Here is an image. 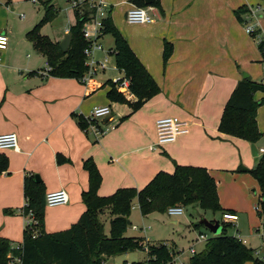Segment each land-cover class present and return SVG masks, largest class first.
I'll use <instances>...</instances> for the list:
<instances>
[{
    "label": "crops",
    "instance_id": "0c3cea01",
    "mask_svg": "<svg viewBox=\"0 0 264 264\" xmlns=\"http://www.w3.org/2000/svg\"><path fill=\"white\" fill-rule=\"evenodd\" d=\"M103 2L159 93L132 110L128 104L107 98L109 87L104 84L111 79H94L96 85L91 87L73 78L47 76L46 69H35L34 61L21 59L15 48L8 51L7 45L0 50V134H16L18 145V151L0 150L8 160L7 169L0 173V237L15 245L22 243L23 230L30 223L29 216L21 211L25 203L23 182L28 176H38L45 195L58 190L68 195L67 204L45 207L44 232L70 228L85 211L81 193L88 188V176L82 164L91 159L101 176L100 197L123 188L140 190L158 172L173 173L174 164L202 167L216 182L221 208L238 216L233 224L249 239L256 238L262 225L256 210L259 186L249 174L236 170L252 169L263 158L258 150L264 149V93L253 96L254 101L262 102L256 110L262 135L253 144L256 155L252 144L220 133L218 125L226 102L242 78L263 81L264 59L255 38L264 41V15L252 16L250 8L264 7V0H159V7H152L154 21L149 24L126 22L125 14L131 8L128 0ZM241 7H246V12L240 22L235 11ZM247 26L258 33L253 39L245 32ZM3 34L7 36L6 31ZM105 36L99 38L100 44ZM61 39L51 40L59 43ZM165 43L171 52L164 63ZM39 55L47 68L45 58ZM116 71V77H123ZM99 88L106 89L104 98L94 101ZM134 101L132 95L129 102ZM104 106H109L111 113L98 119V126L108 130L96 138L80 127L78 119L89 115L94 107ZM163 117L187 121L189 132L152 151L155 122ZM235 235L244 245L247 243L238 230ZM167 244L182 252L174 243ZM252 247L258 258L260 252L264 254L263 244ZM111 259L114 257L104 264Z\"/></svg>",
    "mask_w": 264,
    "mask_h": 264
},
{
    "label": "trees",
    "instance_id": "16d2710c",
    "mask_svg": "<svg viewBox=\"0 0 264 264\" xmlns=\"http://www.w3.org/2000/svg\"><path fill=\"white\" fill-rule=\"evenodd\" d=\"M51 1L47 0L43 4L42 18L25 37L45 58L50 68L47 76L80 81L86 72L83 50L87 45L82 35V26L91 19L95 11L88 8V0L73 8L75 24L68 30L72 36L71 42L66 52H62L59 43L39 34V28L44 23L54 20L57 15ZM128 2L137 7H147L143 0H128ZM149 6L158 8L159 0H155ZM245 12L246 7L235 11L236 18L240 22L241 15ZM101 23L103 27L100 37L104 35L112 37L113 47L110 50L114 57L115 68L129 80V91L136 101L130 103L125 100L110 80L104 84L109 87L106 96L112 102L128 104L132 110H137L145 101L158 94L159 88L114 26L111 11L107 12ZM258 49L264 59V41L259 42ZM170 52V45L165 43L164 63ZM256 92L264 93L262 82H255L245 77L237 83L224 106L218 125L220 133L245 140L250 144H255L261 138L256 123V110L262 102L254 101L253 96ZM78 120L80 127L85 130L87 123L84 118ZM7 166V158L0 154V173L5 171ZM82 168L88 176V188L81 193L85 211L70 228L52 234L43 230L44 185L40 181H35V176L24 178L25 203L21 211L24 216L31 214V222L23 230L21 251L11 249L10 241L0 237V264H10V257L20 258L19 263L13 264H104L110 257L143 251L142 238L125 235L134 202L142 216L153 212L166 213L169 207L179 205L212 213L221 212V215L230 212L221 208L216 182L202 167L174 164L173 173L158 172L140 190L118 189L107 197H100L97 194L101 176L93 160L83 161ZM236 172L249 174L257 181L260 190L257 214L264 222V157L254 168L239 167ZM104 209L109 210L114 216L109 223L108 236L104 232V225L98 219V214ZM228 224L230 223L220 220V233L208 238L203 250L190 256L188 264H245L246 262L264 264V261L255 256L256 251L247 248L236 237L226 234L225 227ZM198 225L202 224H196ZM162 244L148 245L145 262L124 261L121 264H166L171 261V256L180 254V251H175L173 247Z\"/></svg>",
    "mask_w": 264,
    "mask_h": 264
},
{
    "label": "rangeland",
    "instance_id": "374dc122",
    "mask_svg": "<svg viewBox=\"0 0 264 264\" xmlns=\"http://www.w3.org/2000/svg\"><path fill=\"white\" fill-rule=\"evenodd\" d=\"M46 1L47 0H0V20L2 26L0 31L1 33H3V31H6L7 33L9 39L8 51H11L12 48H15V54L17 53L21 59L34 61L33 65L35 69L38 67L46 69V66L44 60L39 55V52L33 49L31 44H29L25 39V34L31 30L42 18L43 4ZM51 4L53 5L55 11H57V15L54 20L44 23L39 28V34L44 36L46 35L52 40H54L55 37L62 36V41L66 34L65 30H69L70 27L75 24L72 5L68 0H52ZM256 6L257 5H254L253 8ZM253 34H256L257 36L258 33L253 32L252 34L248 35L253 39L256 37ZM255 41L258 45L262 40H259L256 37ZM23 44L26 46H23ZM101 44L105 50H109L113 46L112 37L110 35L105 36L104 39L101 40ZM27 55L29 58H27ZM97 57L99 59H103L105 55L104 53L102 54L100 52V54L98 53ZM114 64L113 55L108 54V62L105 70L96 73L92 79L102 82L105 78L111 80L119 78L116 77L118 74ZM105 91L106 89L100 90L99 88L93 95L94 101H100L102 98H104ZM182 208L184 209V213L181 216L170 217L167 215V213L153 212L143 217L141 216L140 211L134 202L129 216V221L131 224L127 226L125 235L129 237H140L143 239V241L147 239V241H149L147 243L148 245H157L161 242H166L165 244H167V242L174 243L179 247V249L182 250L176 264H180L182 262L187 264V259L190 256V247H193L195 251L198 252L204 246V242L198 238L200 234L205 235L207 239L216 236L203 225L196 226V224L205 220L213 224L216 223L220 226L221 212L212 213L209 211H202L199 208L194 207ZM113 218L114 216H112L107 209L102 210L98 214V219L104 225V232L107 236L109 235L108 224ZM259 220L262 221L261 219ZM173 221H176L177 224H173ZM132 226H135L136 228L133 229ZM238 228L239 227L237 224H228L225 227V232L228 236H234L238 230L245 238V241L247 242L245 246L247 248L254 249L252 246L256 244L264 245V237L261 236V234H264L263 221L260 229H258L260 233L257 231L259 236L255 235L256 238L253 239H249V237L246 236L244 232H241ZM10 245L15 244L10 242ZM167 246L169 247L171 244H167ZM143 251H135L132 253L130 252L127 255L123 254L116 256L113 260L111 259L112 261L110 263L121 264L122 261H127L129 263L138 261L145 262L147 255L146 252ZM259 254V258L262 260L264 258V254L261 252ZM255 256L257 257L256 254Z\"/></svg>",
    "mask_w": 264,
    "mask_h": 264
},
{
    "label": "built area",
    "instance_id": "2783aa9c",
    "mask_svg": "<svg viewBox=\"0 0 264 264\" xmlns=\"http://www.w3.org/2000/svg\"><path fill=\"white\" fill-rule=\"evenodd\" d=\"M33 1V0H32ZM86 0H73L71 1L72 9L77 8ZM88 8L94 10L95 13L91 16V19L86 21L82 26V35L87 45L83 50V55L85 56V66L86 72L80 79V82L83 85L94 87L96 85L93 76L96 75L99 71H104L108 62V54L112 55L111 50L104 51L102 45L99 42L100 33L102 29L101 21L107 16V6L102 0H88ZM153 8L147 6L145 8L137 7L131 4V8L125 14V20L129 24H149L154 21L152 13ZM250 14L252 16L257 14L264 15V7L256 6L255 8H250ZM245 32L252 34L254 31L253 27H245ZM68 33V30H66ZM254 35V34H253ZM8 45V37L0 33V50H5ZM105 52V57L99 59L97 53ZM50 68L47 66L44 74H48ZM114 84L116 91L123 95L126 100H131V93L129 92V80L125 77L117 78L111 80ZM264 85V78L262 81ZM111 109L109 106L104 107H94L89 115L83 117L87 123V128L84 130L86 133H91L94 137L98 138L101 135L105 134L108 130V127L101 128L98 126V119L109 116ZM189 123L187 121L181 120L177 117H163L158 119L155 122L156 130V139L155 143L150 150L155 151L158 147L163 145L173 143L176 141L177 137L180 135H185L189 132ZM0 150H13L18 151L17 145V136L14 133L0 134ZM258 153L264 157V149H259ZM68 203V195L64 190H58L45 195V207H54L59 205H65ZM256 206V210L258 211ZM166 213L170 217L181 216L184 213V209L180 206L169 207L166 210ZM31 222V214L28 215ZM238 216L234 213L226 212L221 215V221L224 223H233L237 221ZM29 224V223H28ZM135 229V226H132ZM264 237V234H261ZM238 240L239 235H235ZM199 240L205 242L207 237L203 234L198 236ZM241 241V240H240ZM242 242V241H241ZM243 243V242H242ZM244 244V243H243ZM162 245H166L163 243ZM144 251L147 253L148 244L147 241H144ZM22 245H11V249L21 251ZM190 255L196 253L194 248L189 249ZM181 254V253H180ZM171 256V261L166 264H176L179 258V255ZM10 264L19 263V257H10ZM180 264H185L184 262ZM188 264V263H187Z\"/></svg>",
    "mask_w": 264,
    "mask_h": 264
},
{
    "label": "water",
    "instance_id": "95a60500",
    "mask_svg": "<svg viewBox=\"0 0 264 264\" xmlns=\"http://www.w3.org/2000/svg\"><path fill=\"white\" fill-rule=\"evenodd\" d=\"M155 0H143L144 4L146 6L151 5ZM71 33H67L63 40L61 42H59V48L62 52H66V50L68 49L70 42H71ZM252 151L254 152V154L256 155V148L254 147V145L252 144L251 146ZM35 181L39 182L40 180L38 179V176H35ZM206 229H208L209 231H211L214 235H218L221 231V228L218 224H213L211 222L208 221H201V223ZM128 225H130V223L128 222Z\"/></svg>",
    "mask_w": 264,
    "mask_h": 264
}]
</instances>
